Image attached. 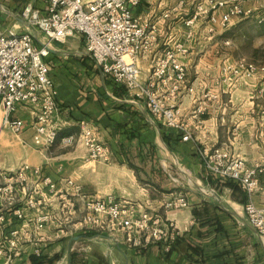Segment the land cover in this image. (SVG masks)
<instances>
[{
  "label": "crops",
  "instance_id": "0c3cea01",
  "mask_svg": "<svg viewBox=\"0 0 264 264\" xmlns=\"http://www.w3.org/2000/svg\"><path fill=\"white\" fill-rule=\"evenodd\" d=\"M234 1L254 9L255 14L264 11V0ZM178 2L140 0L133 11L140 19L158 24L157 42L138 59L145 77L154 59L168 46L182 41L189 47V54L181 60L196 93L185 94L180 105L191 124V140H183L179 130L159 122L144 100L133 98L104 73L80 34L53 41L46 57L60 107V132L53 145L37 138L33 107L20 106L12 113V119L25 122L22 132L15 134L4 124L0 106V173L29 163L41 166L44 174L59 183L73 178L93 197L113 194L159 211L180 230L173 250L167 253L161 244L136 249L114 236L94 232L67 236L48 226L41 234L47 239L26 244L11 264H30L35 246L42 249L39 257H59L51 264H264V238L248 221L245 191L236 181L210 173L199 154L200 147L226 145L249 166L264 162V93L259 91L264 71L253 76L224 74L223 67L238 60L219 47L231 40L226 37L231 26L211 33L209 18L203 16L188 38L191 29L185 20L206 0H187L181 7ZM29 3L46 12L45 0H0V31L31 32L40 46L47 41L44 32L21 16ZM213 93L218 98L210 96ZM83 120L98 127L100 140L111 148L110 161L89 159L82 144L61 143L62 136L80 131ZM171 161L185 178L169 170ZM142 172L149 176L146 180L139 177ZM260 182L264 186V174ZM177 192L186 196L188 207H166ZM254 200L264 206L262 189ZM4 263L0 257V264Z\"/></svg>",
  "mask_w": 264,
  "mask_h": 264
},
{
  "label": "built area",
  "instance_id": "2783aa9c",
  "mask_svg": "<svg viewBox=\"0 0 264 264\" xmlns=\"http://www.w3.org/2000/svg\"><path fill=\"white\" fill-rule=\"evenodd\" d=\"M186 1L179 0L177 7ZM45 2V13L33 3L27 4L21 13L29 24L44 32L47 41L42 45H36L31 32L0 31V106L5 125L20 134L25 122L12 119L11 115L20 106H31L35 110L37 138L48 146L57 141L60 132L58 90L46 57L53 41L80 34L85 37L87 51L104 73L124 86L133 98L144 100L152 115L163 125L179 130L183 140L193 138L191 124L180 105L185 94L196 93V87L188 80L187 65L181 60V56L189 54V47L182 41L168 46L154 59L145 77L138 59L150 52L157 42L158 24L135 16L133 10L140 0ZM254 15L255 10L246 8L240 1L206 0L198 3L185 20V25L191 29L187 36L192 38L193 28L203 16L209 18L208 31L216 33L218 29L229 28L241 17ZM165 16H170V12ZM257 16L259 22H264V11ZM230 43L229 39L224 41L225 45ZM259 70L264 71V65L243 58L223 67L224 74L236 76H253ZM259 91L264 92V82ZM210 96L218 98L216 93ZM60 140L64 145H84L91 160L108 162L112 159L111 148L100 140L98 127L88 120L81 121L78 133L64 135ZM199 154L210 173L240 184L247 196L248 221L264 238V206H258L254 200L258 190L264 191L260 182L264 162L249 166L244 157L235 155L226 145L200 147ZM188 206L182 192L175 193L166 203L168 208ZM29 211L33 216L27 215ZM48 226L56 227L67 236L79 232L108 234L136 249L161 244L167 253L180 236L176 224L167 221L159 211L113 194L93 197L73 178H64L59 183L44 174L41 166L24 163L16 170L1 172L0 257L4 264H11L21 256L26 244H39L47 239L41 234ZM34 254L41 256V247L35 246Z\"/></svg>",
  "mask_w": 264,
  "mask_h": 264
},
{
  "label": "rangeland",
  "instance_id": "374dc122",
  "mask_svg": "<svg viewBox=\"0 0 264 264\" xmlns=\"http://www.w3.org/2000/svg\"><path fill=\"white\" fill-rule=\"evenodd\" d=\"M257 15L258 14H255L252 17H241L235 20L233 25H231V27L226 31V37L231 39V43L227 45L221 43L219 44V47H221L223 51L228 52L229 56L233 55L235 59L243 58L247 61L263 66L264 35L258 28L259 21ZM164 157L167 159L166 154ZM168 157L170 158L169 155ZM169 170H171L175 176L184 177V173H182V171L179 170L173 162L169 164ZM139 177L144 180L149 176L142 172Z\"/></svg>",
  "mask_w": 264,
  "mask_h": 264
},
{
  "label": "trees",
  "instance_id": "16d2710c",
  "mask_svg": "<svg viewBox=\"0 0 264 264\" xmlns=\"http://www.w3.org/2000/svg\"><path fill=\"white\" fill-rule=\"evenodd\" d=\"M258 28L260 29L261 33L264 35V22H259ZM172 250H173V248H172ZM58 258L59 257H55L53 259H44L43 257L34 256V257L29 259V263L30 264H51V263L55 262V260H57Z\"/></svg>",
  "mask_w": 264,
  "mask_h": 264
}]
</instances>
